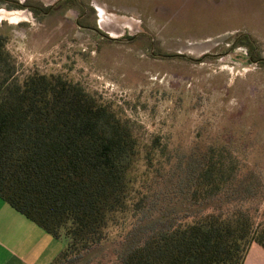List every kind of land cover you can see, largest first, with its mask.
<instances>
[{
    "label": "rangeland",
    "instance_id": "obj_1",
    "mask_svg": "<svg viewBox=\"0 0 264 264\" xmlns=\"http://www.w3.org/2000/svg\"><path fill=\"white\" fill-rule=\"evenodd\" d=\"M15 1L36 9L0 1L13 76L78 82L128 117L142 144L163 147L162 174L136 162L127 216L75 264H117L168 216L192 210L183 166L206 145L226 147L253 173V199L242 207L264 224V62L248 60L250 51L264 59V0H80L87 16L78 23L116 40L79 28L75 0L48 14L54 0Z\"/></svg>",
    "mask_w": 264,
    "mask_h": 264
},
{
    "label": "trees",
    "instance_id": "obj_2",
    "mask_svg": "<svg viewBox=\"0 0 264 264\" xmlns=\"http://www.w3.org/2000/svg\"><path fill=\"white\" fill-rule=\"evenodd\" d=\"M4 41L0 198L63 242L48 264H75L127 216L136 162L144 173L162 174L163 147L142 144L128 117L78 82L38 72L13 76ZM183 167L192 210L168 216L117 264H242L252 243L264 249V224L242 207L253 199V173L245 176L219 145L197 148Z\"/></svg>",
    "mask_w": 264,
    "mask_h": 264
},
{
    "label": "crops",
    "instance_id": "obj_3",
    "mask_svg": "<svg viewBox=\"0 0 264 264\" xmlns=\"http://www.w3.org/2000/svg\"><path fill=\"white\" fill-rule=\"evenodd\" d=\"M63 242L0 198V264H48ZM242 264H264V249L252 243Z\"/></svg>",
    "mask_w": 264,
    "mask_h": 264
},
{
    "label": "flooded vegetation",
    "instance_id": "obj_4",
    "mask_svg": "<svg viewBox=\"0 0 264 264\" xmlns=\"http://www.w3.org/2000/svg\"><path fill=\"white\" fill-rule=\"evenodd\" d=\"M0 1L3 2L4 4H6L7 6H10V7H21V6H23L25 8H29L32 11H35V9H36V6H33L32 4L22 3V2L15 1V0H0ZM60 1L61 0H54L53 2H51L48 5V7L46 8V11H44L43 13L48 14V12L55 6V4L60 2ZM75 1L77 3V7L79 8V10L77 11V17L75 18L78 27L81 28V29H86V31H89V32L95 31L97 33H101L99 31L100 30L99 27L95 28V27H93L91 25H84V24L78 23L79 19L82 20V19H84L87 16V10H86L85 5L82 3V1H80V0H75ZM41 11H43V10H41ZM100 35H101V37L102 36L109 37V38H112L113 40H116V38H117V37H112V36L108 35L107 32L101 33ZM129 38H132V37H129ZM246 47H256V46L255 45H251V44L248 43ZM253 54H254V51H250L249 52V55H248V60L249 61L264 62V59L255 58L253 56Z\"/></svg>",
    "mask_w": 264,
    "mask_h": 264
}]
</instances>
